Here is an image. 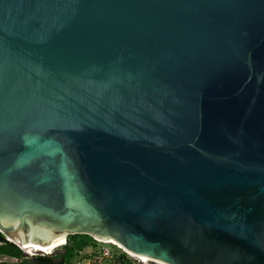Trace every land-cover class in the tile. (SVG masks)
I'll return each instance as SVG.
<instances>
[{"label":"water","instance_id":"1","mask_svg":"<svg viewBox=\"0 0 264 264\" xmlns=\"http://www.w3.org/2000/svg\"><path fill=\"white\" fill-rule=\"evenodd\" d=\"M0 231L264 264V0H0Z\"/></svg>","mask_w":264,"mask_h":264},{"label":"trees","instance_id":"2","mask_svg":"<svg viewBox=\"0 0 264 264\" xmlns=\"http://www.w3.org/2000/svg\"><path fill=\"white\" fill-rule=\"evenodd\" d=\"M0 242H2L0 245V254L20 259L24 257L22 249L16 243L9 241L1 231ZM93 242H95V239L89 235H70L67 243L62 246L64 252L57 251L50 255H38L31 259H23L22 264H71L75 255L84 248L92 245ZM122 259V264H125L127 262L126 257L122 256Z\"/></svg>","mask_w":264,"mask_h":264},{"label":"built area","instance_id":"3","mask_svg":"<svg viewBox=\"0 0 264 264\" xmlns=\"http://www.w3.org/2000/svg\"><path fill=\"white\" fill-rule=\"evenodd\" d=\"M8 240L11 241L10 239ZM97 242L100 243L102 246L98 251L90 254L89 258L87 259L88 264H105L107 260L112 261L113 264H122V261H123L122 256H125L126 259L135 258V257L130 256L122 248H119L116 244L102 243L100 241H97ZM1 244L2 242H0V245ZM17 245L22 249L24 253V257L20 259V258L10 257V256L0 254V264H22L23 259H31L38 255H50V254H45L44 252L30 253V252L23 250V248L19 244ZM111 246H115L120 251V253L113 250ZM137 260L141 264H148L149 262H153V261L144 262V261H141L140 259H137ZM154 263H157V262H154ZM76 264H85V262L78 261Z\"/></svg>","mask_w":264,"mask_h":264},{"label":"bare ground","instance_id":"4","mask_svg":"<svg viewBox=\"0 0 264 264\" xmlns=\"http://www.w3.org/2000/svg\"><path fill=\"white\" fill-rule=\"evenodd\" d=\"M98 241L100 242H110L112 244H116L119 248H122L125 252H127L130 256L132 257H135V258H138V259H143V260H148V261H153V262H157L158 264H166L162 261H159V260H155L153 258H150V257H146V256H142V255H138L134 252H131L130 250H128L127 248H125L124 246H122L120 243H118L117 241L113 240V239H102V238H98L96 237ZM12 240V239H11ZM17 241V240H16ZM17 243L23 248V250L27 251V252H30V253H36L34 251H32L31 249L27 248L26 246L22 245L20 242L17 241ZM67 243V238H66V235H65V239L60 242L59 244H57L56 246H54L53 248H51L49 251L47 252H44L45 254H52L57 248H59L60 246H63L64 244Z\"/></svg>","mask_w":264,"mask_h":264},{"label":"rangeland","instance_id":"5","mask_svg":"<svg viewBox=\"0 0 264 264\" xmlns=\"http://www.w3.org/2000/svg\"><path fill=\"white\" fill-rule=\"evenodd\" d=\"M93 238L95 239V242H93L91 246L95 247V250L98 251V250L101 248L102 245H101L100 243L97 242L98 240H97L96 237H93ZM102 243H104V242H102ZM106 243H110V242H106ZM111 244H112V243H111ZM111 247L113 248V250H115L116 252H119V253H120V251H119L115 246H111ZM84 249H85V248H84ZM62 250H64V249H63L62 246H60V247L57 248L54 252L62 251ZM54 252H53V253H54ZM78 256H79V253H77L73 259H77ZM137 259H138V258H137ZM137 259H136V258H130V259H127L126 264H141ZM140 260H141V261H144V262H146V261L148 262V260H143V259H140ZM148 264H158V263L149 262Z\"/></svg>","mask_w":264,"mask_h":264},{"label":"crops","instance_id":"6","mask_svg":"<svg viewBox=\"0 0 264 264\" xmlns=\"http://www.w3.org/2000/svg\"><path fill=\"white\" fill-rule=\"evenodd\" d=\"M61 252H64V250H62ZM94 252H96L95 247H93L91 245L86 247L85 249L80 251L79 256L77 257V259H72L71 264H76L78 261H84L85 264H88L87 263V259L89 258L90 254H92ZM105 264H113V262L107 260Z\"/></svg>","mask_w":264,"mask_h":264}]
</instances>
